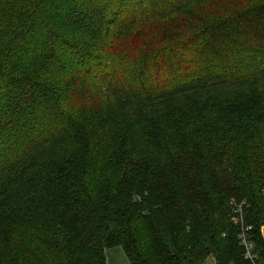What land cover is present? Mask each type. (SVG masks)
<instances>
[{
	"label": "trees",
	"instance_id": "1",
	"mask_svg": "<svg viewBox=\"0 0 264 264\" xmlns=\"http://www.w3.org/2000/svg\"><path fill=\"white\" fill-rule=\"evenodd\" d=\"M262 228L264 0H0V264H264Z\"/></svg>",
	"mask_w": 264,
	"mask_h": 264
},
{
	"label": "built area",
	"instance_id": "2",
	"mask_svg": "<svg viewBox=\"0 0 264 264\" xmlns=\"http://www.w3.org/2000/svg\"><path fill=\"white\" fill-rule=\"evenodd\" d=\"M236 212L239 213V215H235L233 217V222L236 225H241V229H240V234H239V238H240V242L241 245L244 247L245 249V257L251 261H254L256 258V255L254 254V242L252 240V228L251 226H246L243 224V218H242V213H243V206L237 205L236 206Z\"/></svg>",
	"mask_w": 264,
	"mask_h": 264
},
{
	"label": "crops",
	"instance_id": "3",
	"mask_svg": "<svg viewBox=\"0 0 264 264\" xmlns=\"http://www.w3.org/2000/svg\"><path fill=\"white\" fill-rule=\"evenodd\" d=\"M112 250L117 252H114L115 254H109L108 252ZM114 256H116L117 259L121 262L123 261V258H126V261L128 260L127 264H130L129 259L122 248H110L107 250V264H116L113 259Z\"/></svg>",
	"mask_w": 264,
	"mask_h": 264
},
{
	"label": "rangeland",
	"instance_id": "4",
	"mask_svg": "<svg viewBox=\"0 0 264 264\" xmlns=\"http://www.w3.org/2000/svg\"><path fill=\"white\" fill-rule=\"evenodd\" d=\"M262 233L264 234V228H262ZM115 248H120V247H115ZM114 252H117V251H113L112 250V251H109L108 253L109 254H115ZM113 259H114V262L116 264H127L128 263V260L126 261V258H123V261L122 262L119 261L116 256H114Z\"/></svg>",
	"mask_w": 264,
	"mask_h": 264
}]
</instances>
